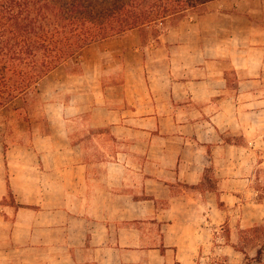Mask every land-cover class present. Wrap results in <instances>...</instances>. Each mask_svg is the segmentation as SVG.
I'll list each match as a JSON object with an SVG mask.
<instances>
[{"label":"crops","instance_id":"crops-1","mask_svg":"<svg viewBox=\"0 0 264 264\" xmlns=\"http://www.w3.org/2000/svg\"><path fill=\"white\" fill-rule=\"evenodd\" d=\"M73 59L83 70L61 64L59 112L25 122L28 143L0 157V264L255 257L264 0H212L146 44L131 29Z\"/></svg>","mask_w":264,"mask_h":264},{"label":"trees","instance_id":"trees-1","mask_svg":"<svg viewBox=\"0 0 264 264\" xmlns=\"http://www.w3.org/2000/svg\"><path fill=\"white\" fill-rule=\"evenodd\" d=\"M212 0H0V109L90 44L178 22ZM264 244L255 257L261 260Z\"/></svg>","mask_w":264,"mask_h":264},{"label":"rangeland","instance_id":"rangeland-1","mask_svg":"<svg viewBox=\"0 0 264 264\" xmlns=\"http://www.w3.org/2000/svg\"><path fill=\"white\" fill-rule=\"evenodd\" d=\"M204 10H194L187 13L189 15H197ZM183 17L182 19H184ZM181 21V20H180ZM178 22L166 21L162 24H151L148 29L144 27L138 30L141 41L148 43L155 39L157 35L166 31L168 28L177 25ZM112 54L109 52H102L101 57L105 63L111 60ZM70 59V71H82L80 63ZM61 83V65L56 67L47 77L39 82L37 88L21 98H17L8 104L6 107L0 109V157L4 150L12 144H27L28 133L25 130V122L34 120H44L49 117L48 114L58 113L57 105L54 108L51 105L54 102L61 100V90L58 89ZM56 116V115H54ZM1 160V158H0ZM262 235L261 242H264V223L261 225Z\"/></svg>","mask_w":264,"mask_h":264}]
</instances>
